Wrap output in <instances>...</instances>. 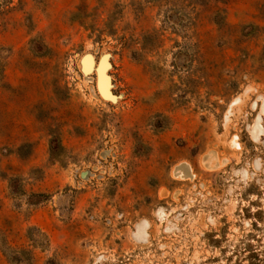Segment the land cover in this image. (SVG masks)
<instances>
[{"label": "rangeland", "instance_id": "rangeland-1", "mask_svg": "<svg viewBox=\"0 0 264 264\" xmlns=\"http://www.w3.org/2000/svg\"><path fill=\"white\" fill-rule=\"evenodd\" d=\"M0 264H264V0H0Z\"/></svg>", "mask_w": 264, "mask_h": 264}, {"label": "bare ground", "instance_id": "bare-ground-1", "mask_svg": "<svg viewBox=\"0 0 264 264\" xmlns=\"http://www.w3.org/2000/svg\"><path fill=\"white\" fill-rule=\"evenodd\" d=\"M88 62H89V63H90V62L92 63V60H91V61H88ZM91 63H90V65H91ZM82 64H83V63H82ZM86 64H87V63H86ZM90 65H89V66H90ZM89 66H88V64H87V67H89ZM85 73H86V72H85ZM103 84H104V83H103ZM99 86H101V85H99ZM102 88H103V87H102Z\"/></svg>", "mask_w": 264, "mask_h": 264}]
</instances>
